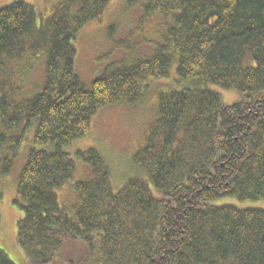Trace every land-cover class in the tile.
Here are the masks:
<instances>
[{
	"label": "trees",
	"instance_id": "16d2710c",
	"mask_svg": "<svg viewBox=\"0 0 264 264\" xmlns=\"http://www.w3.org/2000/svg\"><path fill=\"white\" fill-rule=\"evenodd\" d=\"M110 1L60 0L38 22L23 1L0 7V144L15 153L34 127L16 186L18 246L31 264H264V206H254L264 204V0H128L160 16L163 43L86 86L73 42ZM29 54L44 57L43 81L18 104L24 80L5 64ZM174 63L179 89L158 94L133 175L115 187L105 155L76 151L90 174L75 183V207L62 206L56 192L75 171L66 148L101 108L138 103ZM211 87L241 99L226 105ZM72 245L81 253L66 254ZM0 264L15 263L0 249Z\"/></svg>",
	"mask_w": 264,
	"mask_h": 264
},
{
	"label": "rangeland",
	"instance_id": "374dc122",
	"mask_svg": "<svg viewBox=\"0 0 264 264\" xmlns=\"http://www.w3.org/2000/svg\"><path fill=\"white\" fill-rule=\"evenodd\" d=\"M14 1H23L31 5L38 22L39 15L43 20L49 18L52 8L60 0H0V7ZM142 4L143 2L140 1L129 6L128 0H111L99 22H91L81 29L73 42L76 51L74 70L84 85L89 86L109 64L119 62L122 58L128 61L131 57L149 58L153 55L156 46L163 43V33H166L164 21L158 15L144 17L141 12ZM5 65L10 79L12 76L16 78L15 73L18 68L19 77L24 80V85L19 86L22 91L16 99L18 104L30 98L37 89L40 90L43 81L44 57L39 54L35 56L29 54L24 59H14ZM175 67L174 63L169 78L150 82V87L138 103L134 105L117 104L101 108L91 119L88 135L74 141L66 148L74 161L75 171L64 187L56 192L62 206L70 211L75 207L77 202L75 183L88 179L90 174L88 165L75 155L76 151L95 148L105 155L112 168V183L115 187L120 186L133 175L135 169L133 157L144 144L150 131V125L157 115L158 94L170 88L179 89L171 83L175 77ZM11 84L9 83L7 87L8 93H11ZM211 88L221 96L226 105L235 104L241 99L239 92L235 89ZM33 132L34 127L25 134L23 143L16 151L17 153L15 152L16 154L9 150L8 140L0 144V249L15 264H31L16 242L17 222L22 218L23 212L20 202L17 205L14 201L17 198L18 179L27 157L28 148L32 144ZM0 135L7 137L1 126ZM6 159L12 160V167L7 174H3L2 169ZM254 206L259 207L264 204L254 203ZM70 252L80 254L81 247L72 245L65 253L70 254Z\"/></svg>",
	"mask_w": 264,
	"mask_h": 264
}]
</instances>
